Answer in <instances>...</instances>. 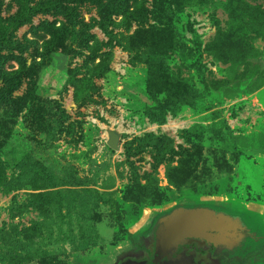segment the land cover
Returning <instances> with one entry per match:
<instances>
[{
	"label": "rangeland",
	"instance_id": "obj_1",
	"mask_svg": "<svg viewBox=\"0 0 264 264\" xmlns=\"http://www.w3.org/2000/svg\"><path fill=\"white\" fill-rule=\"evenodd\" d=\"M0 127V264H110L177 207L264 225V0H0Z\"/></svg>",
	"mask_w": 264,
	"mask_h": 264
},
{
	"label": "flooded vegetation",
	"instance_id": "obj_2",
	"mask_svg": "<svg viewBox=\"0 0 264 264\" xmlns=\"http://www.w3.org/2000/svg\"><path fill=\"white\" fill-rule=\"evenodd\" d=\"M199 206L209 208L223 220L211 232V237L179 245L173 254L180 255L182 261H174V264H264V242L260 238L264 235V225L257 222L255 216L229 205L206 203L193 207ZM169 213L150 227L146 243L137 246L131 240L130 249L119 253L110 264H121L128 258L146 263L155 253L153 234Z\"/></svg>",
	"mask_w": 264,
	"mask_h": 264
},
{
	"label": "water",
	"instance_id": "obj_3",
	"mask_svg": "<svg viewBox=\"0 0 264 264\" xmlns=\"http://www.w3.org/2000/svg\"><path fill=\"white\" fill-rule=\"evenodd\" d=\"M118 138L113 132L107 141L111 148L117 149ZM223 218L216 215L207 207H177L172 210L167 218L156 228L153 234L155 253L149 260H133L128 258L121 264H174L182 261L180 255H175L179 245L183 246L188 241L207 239L212 236V231ZM180 264V263H177Z\"/></svg>",
	"mask_w": 264,
	"mask_h": 264
},
{
	"label": "trees",
	"instance_id": "obj_4",
	"mask_svg": "<svg viewBox=\"0 0 264 264\" xmlns=\"http://www.w3.org/2000/svg\"><path fill=\"white\" fill-rule=\"evenodd\" d=\"M1 127H2V126H1ZM1 127H0V128H1ZM116 218L119 220V222H121V220H120V217H119V216H116ZM128 234H129V237H131V238H132V240H133V238H134V237H132V236H133V235H132V233H130V232H129Z\"/></svg>",
	"mask_w": 264,
	"mask_h": 264
}]
</instances>
